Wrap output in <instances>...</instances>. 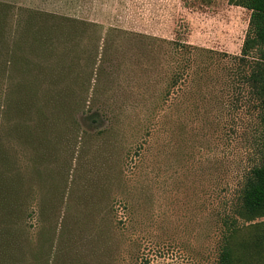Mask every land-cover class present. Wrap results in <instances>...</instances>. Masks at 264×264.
I'll return each instance as SVG.
<instances>
[{"label": "rangeland", "instance_id": "374dc122", "mask_svg": "<svg viewBox=\"0 0 264 264\" xmlns=\"http://www.w3.org/2000/svg\"><path fill=\"white\" fill-rule=\"evenodd\" d=\"M0 3L12 6L6 30L8 41L13 40L10 27L22 21L26 9H33L95 22L103 30L115 27L167 39L179 38L233 55L240 53L250 15L248 9L227 0H0ZM27 52L33 51L21 45L19 55ZM10 77L6 79L0 73L3 136L6 129L2 105L8 84L19 79L14 72ZM128 82L135 83L131 78ZM202 90L197 92V116L195 111L167 112L159 123L153 125L152 121L146 127L145 117L138 107H132L138 99L134 89L126 94L130 105L123 112L116 111L119 121L107 134L100 133L105 117L96 112L77 113L74 116L77 126H69V131L78 139L89 138L95 145L86 148L82 160L77 159L78 149L69 145L74 152L65 162L61 153L66 155L68 150L58 147L56 158L38 165L46 172L45 186L30 193L32 215L27 223L31 243L41 249H47L50 243L56 249L80 247L82 252L72 253L73 258L90 264H218L226 234V242L233 251L232 264H264V216L246 219L236 212L244 174L259 156L261 126L257 111L250 94L239 84L224 93L221 83H217L210 100H206ZM150 93L151 90L147 95ZM18 95L16 91L9 99L15 100ZM28 114L22 112L20 117L27 118ZM63 130L49 131L60 134ZM10 139L5 144L15 166L22 177L30 179L36 174L31 161L36 153L19 143L20 139ZM106 172H110L109 179ZM42 198L50 204L53 235L38 233L47 224L36 216ZM63 224L66 239H61L58 233ZM106 228L107 251L103 254L101 230ZM92 244L96 245V251L88 254L85 248ZM63 251L55 252L52 264L64 262Z\"/></svg>", "mask_w": 264, "mask_h": 264}, {"label": "trees", "instance_id": "16d2710c", "mask_svg": "<svg viewBox=\"0 0 264 264\" xmlns=\"http://www.w3.org/2000/svg\"><path fill=\"white\" fill-rule=\"evenodd\" d=\"M227 1L250 11L238 55L179 38L167 39L115 27L103 30L95 22L33 9H26L22 21L10 27L13 40L8 41L6 30L12 6L0 3V73L11 79L14 72L19 78L8 84L2 105L6 135H0V264H52L55 252L63 251L64 247L56 249L52 243L47 249L31 243L27 223L32 215L30 193L43 187L46 174L38 165L56 158L58 147L68 150L66 155L61 153L64 162L69 154L73 156L72 148L78 149L77 159L82 160L86 148L95 143H90L87 137L78 139L69 131V126H77L74 116L98 113L106 119L100 133L107 134L119 121L116 111L123 112L130 105L126 96L130 89L138 96L132 107H138L145 117L144 127L152 121L156 125L167 112L195 111L197 116V92L202 88L206 100H210L217 83H221L224 93L237 84L246 90L261 126L259 156L244 174L236 212L246 219L264 216V0ZM21 45L33 52L19 55ZM2 63L5 67H1ZM129 78L135 83L130 85ZM149 90L151 93L147 95ZM16 91L19 93L16 101L9 99ZM22 112L29 113V117H20ZM55 128L66 131L60 134L49 131ZM10 138L20 139L19 143L36 153L31 160L36 174L30 179L22 177L15 166L5 144ZM110 176V172L105 173L106 178ZM47 204L42 198L38 206L37 218L47 222L38 233L53 235V215ZM64 227L60 225L58 230L61 239H66ZM108 233V228L101 230L103 254L107 251ZM226 240L224 234L218 264H232L233 251ZM85 249L88 254L94 253L96 245ZM79 252L80 247L66 246L62 264H90L73 258L72 253Z\"/></svg>", "mask_w": 264, "mask_h": 264}]
</instances>
